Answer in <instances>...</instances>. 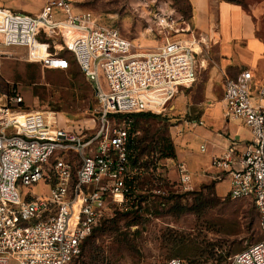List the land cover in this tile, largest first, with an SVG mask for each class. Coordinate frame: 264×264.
<instances>
[{
	"label": "built area",
	"instance_id": "2783aa9c",
	"mask_svg": "<svg viewBox=\"0 0 264 264\" xmlns=\"http://www.w3.org/2000/svg\"><path fill=\"white\" fill-rule=\"evenodd\" d=\"M80 1L44 0L36 15L0 7L1 45L25 47L28 61L45 69H68L62 52L71 54L93 88L96 124L67 128L58 112L25 109L20 93L0 81V264H70L103 218L139 214L144 200L173 189L174 180L158 181L156 160L143 185L133 115L161 114L195 84L200 38L185 18L161 7L152 15L159 42L139 52L117 28L74 12ZM251 79L249 70L224 79L226 117L241 119L251 138L233 139L213 156L207 176L227 180L225 197L252 203L260 238L221 264H264V105L253 103ZM259 94L263 101L264 86ZM176 168L178 184L189 190L187 167ZM38 183L48 191L29 193ZM165 264L186 263L172 257Z\"/></svg>",
	"mask_w": 264,
	"mask_h": 264
},
{
	"label": "rangeland",
	"instance_id": "374dc122",
	"mask_svg": "<svg viewBox=\"0 0 264 264\" xmlns=\"http://www.w3.org/2000/svg\"><path fill=\"white\" fill-rule=\"evenodd\" d=\"M234 1L253 14L257 35L264 43V0ZM161 7L187 19L188 0H81L74 12H89L98 25L117 28L139 52H147L159 42L152 15ZM7 9L31 15L40 11ZM63 54L69 57L68 69H45L28 61L25 47L0 44V81L20 93L25 109L58 112L67 128L78 122L95 128L91 121L93 88L71 54ZM191 89L183 93L189 94ZM172 103L157 118H136L135 129L143 185L154 175L150 168L156 160L158 181L174 180L173 189L167 196L154 195L150 204L144 200L139 214L114 211L103 218L70 264H165L172 257L186 264H219L259 239L257 215L250 201L220 195L213 181L190 173V189H181L176 166L183 161L176 154L186 145L180 150L175 143L183 131L175 128L182 120L178 122L181 115L173 111ZM190 150L198 155L193 147ZM185 159L190 164L188 156ZM47 191L48 186L38 183L28 192L41 195ZM19 192L22 196L27 193L24 189Z\"/></svg>",
	"mask_w": 264,
	"mask_h": 264
},
{
	"label": "crops",
	"instance_id": "0c3cea01",
	"mask_svg": "<svg viewBox=\"0 0 264 264\" xmlns=\"http://www.w3.org/2000/svg\"><path fill=\"white\" fill-rule=\"evenodd\" d=\"M43 3L44 0H0V6L31 13H37ZM188 3L190 11L186 20L201 41L198 55L201 68L192 89H184L191 92L185 95L182 90L171 105L181 115L178 122L182 120L175 127L183 131L175 143L179 149L186 145L176 155L185 162L192 177L209 179L207 171L213 156L224 153L233 139L246 142L251 138L249 128L241 119L226 117L224 79L249 70L253 103L264 105L259 94L264 86V43L257 35L253 14L242 5L227 0H188ZM242 142L235 147L241 149ZM188 146L196 149L198 155L187 150ZM215 189L224 196L227 180L215 183Z\"/></svg>",
	"mask_w": 264,
	"mask_h": 264
},
{
	"label": "trees",
	"instance_id": "16d2710c",
	"mask_svg": "<svg viewBox=\"0 0 264 264\" xmlns=\"http://www.w3.org/2000/svg\"><path fill=\"white\" fill-rule=\"evenodd\" d=\"M227 1H230V2H235L234 0H227ZM235 3H238V4H240V5H242L241 3H239V2H235ZM188 6H189V11H190V5H189V3H188ZM243 6V5H242ZM189 11H188V15H189ZM188 17V16H187ZM64 51H66V50H64ZM64 51L62 52V55L63 56H66V55H64L63 53H64ZM66 57H68V56H66ZM69 58V57H68ZM74 62V61H73ZM59 70V69H58ZM80 70V69H79ZM82 73V72H81ZM83 74V73H82ZM133 117H134V123H135V120H136V118H138V117H155V118H157V117H159V114H154V113H152V112H140V113H136V114H134L133 115ZM138 153L136 154V159L138 158ZM135 160V159H134ZM214 184H215V182H214ZM123 215H135V214H126V213H122ZM95 229V228H94ZM94 231V230H93ZM92 231V232H93ZM91 235V234H90ZM89 235V236H90ZM260 238V237H259ZM226 260V259H225ZM224 260V261H225ZM223 261V262H224ZM166 263V262H165ZM222 263V262H221ZM221 263H219V264H221Z\"/></svg>",
	"mask_w": 264,
	"mask_h": 264
},
{
	"label": "bare ground",
	"instance_id": "6f19581e",
	"mask_svg": "<svg viewBox=\"0 0 264 264\" xmlns=\"http://www.w3.org/2000/svg\"><path fill=\"white\" fill-rule=\"evenodd\" d=\"M196 50H199V48L198 47H196ZM204 62V61H203ZM204 66V65H203Z\"/></svg>",
	"mask_w": 264,
	"mask_h": 264
}]
</instances>
